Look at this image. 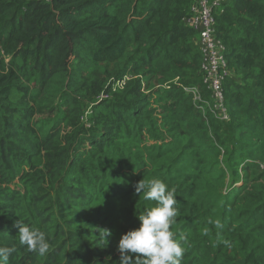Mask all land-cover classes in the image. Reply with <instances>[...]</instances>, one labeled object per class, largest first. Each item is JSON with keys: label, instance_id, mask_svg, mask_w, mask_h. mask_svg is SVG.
I'll use <instances>...</instances> for the list:
<instances>
[{"label": "trees", "instance_id": "trees-1", "mask_svg": "<svg viewBox=\"0 0 264 264\" xmlns=\"http://www.w3.org/2000/svg\"><path fill=\"white\" fill-rule=\"evenodd\" d=\"M194 1L0 0L9 264H120L122 234L156 204L136 193L142 179L175 190L181 264H264V0L214 10L229 119L213 110L198 33L184 20ZM20 220L45 233V255L18 243Z\"/></svg>", "mask_w": 264, "mask_h": 264}, {"label": "clouds", "instance_id": "clouds-1", "mask_svg": "<svg viewBox=\"0 0 264 264\" xmlns=\"http://www.w3.org/2000/svg\"><path fill=\"white\" fill-rule=\"evenodd\" d=\"M136 193H144L145 200L155 201L154 207L146 208L138 214L140 226L122 234L117 250L121 253L120 264H181L184 248L182 239H177L171 231L177 216L175 190L160 179L144 181L135 185ZM18 243L26 251L45 255L49 250V239L38 228H32L18 221ZM219 227V225H217ZM108 229L100 231V237L107 246ZM14 249L0 247V264H9Z\"/></svg>", "mask_w": 264, "mask_h": 264}, {"label": "built area", "instance_id": "built-area-1", "mask_svg": "<svg viewBox=\"0 0 264 264\" xmlns=\"http://www.w3.org/2000/svg\"><path fill=\"white\" fill-rule=\"evenodd\" d=\"M37 1L49 2L51 0ZM227 1L229 0H195L190 14L184 19L186 24L198 33V44L202 51L200 70L203 74L204 83L212 92L213 110L219 112L218 114L222 119H229L222 83L231 72L225 55L226 47L216 35L214 10ZM128 78L129 76L126 75L117 83H113V88H123ZM184 89L194 96L195 102H207L204 100L202 89L199 86H184ZM103 95L104 98L108 96L106 93ZM199 108L204 109V106L200 104Z\"/></svg>", "mask_w": 264, "mask_h": 264}, {"label": "rangeland", "instance_id": "rangeland-1", "mask_svg": "<svg viewBox=\"0 0 264 264\" xmlns=\"http://www.w3.org/2000/svg\"><path fill=\"white\" fill-rule=\"evenodd\" d=\"M118 80H120V79H115V78H112L111 80H110V83H117L118 82ZM103 94H105L104 92H102L100 95H98L97 97H96V100L97 101H99V100H101L102 98H104V95ZM90 104V103H89ZM87 115H88V112L86 111L85 112V115H84V119L87 117Z\"/></svg>", "mask_w": 264, "mask_h": 264}]
</instances>
